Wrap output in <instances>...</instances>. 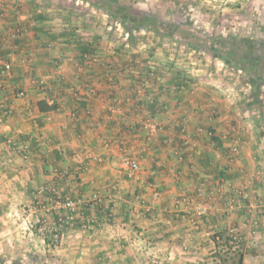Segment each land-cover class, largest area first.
<instances>
[{
	"label": "crops",
	"instance_id": "0c3cea01",
	"mask_svg": "<svg viewBox=\"0 0 264 264\" xmlns=\"http://www.w3.org/2000/svg\"><path fill=\"white\" fill-rule=\"evenodd\" d=\"M74 1L0 0V264H264L261 97L232 105L211 64L167 71V44L110 46L105 14Z\"/></svg>",
	"mask_w": 264,
	"mask_h": 264
},
{
	"label": "rangeland",
	"instance_id": "374dc122",
	"mask_svg": "<svg viewBox=\"0 0 264 264\" xmlns=\"http://www.w3.org/2000/svg\"><path fill=\"white\" fill-rule=\"evenodd\" d=\"M89 1L99 12H96V16L100 14L106 16V18L104 16L105 20L100 19V23L107 24L110 46L113 47L119 43L123 44L122 47L126 44L128 46H145L152 44L151 40L155 41L154 46L161 47V45L167 44L165 49L171 53L170 57L167 51L163 52V46L159 47V50H162L161 56L167 55L163 60H160V64L164 68H168L167 71L179 68L180 71H186L183 78L191 80L194 78L191 76L192 72L196 74L200 64H211L213 71L218 67L221 84H218V88L215 89L219 93H223L224 97L228 96L232 105H236L240 97L247 99L249 93L252 100L256 101L252 95L254 91L252 81H257L258 87L260 86V104L264 109V0H252L243 10L239 6L238 9L241 10H227L228 13L220 12V8L214 7L216 9H213L205 4L195 5L190 3V0ZM68 4L70 8H73L70 2L64 5ZM74 7L83 8L84 5L76 2ZM216 13L221 16L218 15L216 18ZM119 17H125L126 21L142 26H138L141 27L139 30L133 26L129 35L118 23L117 18ZM145 17H150L153 22L147 21ZM153 26L158 29L159 36L164 35L166 38L152 36L154 37L152 39ZM130 39L133 41L132 44H129ZM151 49L149 48V50ZM140 53L142 52L140 51ZM217 54H223L224 59L215 58L214 55ZM147 55L152 57L150 53ZM175 69L173 71H179ZM237 106L241 111L242 104ZM255 107L257 106L255 105ZM250 120H257L264 129V118L259 114L250 115ZM262 131L260 135L264 134V130ZM233 151L235 153L236 148ZM32 230L33 233L36 231L34 227ZM26 231L24 230V233L20 235H26L28 232ZM58 232L61 233V239L55 248H58L63 240L61 229L57 227L43 231L49 239V243ZM50 248L53 249L51 245ZM22 251L20 249V252Z\"/></svg>",
	"mask_w": 264,
	"mask_h": 264
},
{
	"label": "built area",
	"instance_id": "2783aa9c",
	"mask_svg": "<svg viewBox=\"0 0 264 264\" xmlns=\"http://www.w3.org/2000/svg\"><path fill=\"white\" fill-rule=\"evenodd\" d=\"M12 36L14 37L15 34H13ZM0 64L2 65V68L4 71L9 72L11 70V65L9 63L4 62L1 56H0ZM22 95H23L22 93H18L19 97H22ZM151 131H155L154 126H151ZM120 165L123 169H126L131 173H134L135 171L139 169L138 161L131 156L122 157L120 161ZM44 190H45L44 187H40L38 193H42ZM55 207L58 209L65 208L68 211L74 212L77 209V203L71 199H62L61 197H57L55 199ZM200 212H203V210L200 209ZM60 239H61V233L58 232L54 235V239L50 242V245L53 248H55L57 243L60 241Z\"/></svg>",
	"mask_w": 264,
	"mask_h": 264
},
{
	"label": "trees",
	"instance_id": "16d2710c",
	"mask_svg": "<svg viewBox=\"0 0 264 264\" xmlns=\"http://www.w3.org/2000/svg\"><path fill=\"white\" fill-rule=\"evenodd\" d=\"M147 18V21H150V22H153L152 20H150V17H145V19ZM117 21H118V23L127 31V33H129V35H130V33L132 32V28H133V26H134V28L136 27V29H140L141 27H138V26H142V25H140V24H134L133 22H129V21H126V18L124 17V18H122V17H119V18H117ZM135 25H137V26H135ZM138 27V28H137ZM154 27V26H153ZM158 29H156L155 27L153 28V31H154V33L155 34H159L158 33V31H157ZM132 39H130L129 40V43H131L132 44ZM210 52H211V54H212V51L210 50ZM230 54V53H229ZM213 55V54H212ZM214 57L215 58H217V57H219L220 59H224V56H223V54H217V55H214ZM252 81V80H251ZM253 83H254V85H253V87H254V91H253V97L254 98H256V101L258 100V96H259V92H260V86L258 87V83H257V81H252ZM255 100H253L252 101V105H256L257 104V102H256ZM258 104L260 105V103L258 102ZM39 110L40 111H54L55 110V105L54 104H51L49 107H47V108H45V109H42V107L41 106H39ZM210 133H212V132H210ZM211 140H212V142H218V140L215 138V137H213V136H211ZM213 240H214V242L219 246L220 244H222V240H223V243L225 244V243H227L228 242V238L227 237H223L221 234H217V235H214L213 236Z\"/></svg>",
	"mask_w": 264,
	"mask_h": 264
}]
</instances>
